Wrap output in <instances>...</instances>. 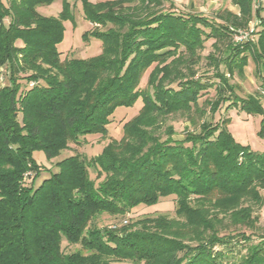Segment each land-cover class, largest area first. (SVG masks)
<instances>
[{"label":"trees","instance_id":"1","mask_svg":"<svg viewBox=\"0 0 264 264\" xmlns=\"http://www.w3.org/2000/svg\"><path fill=\"white\" fill-rule=\"evenodd\" d=\"M52 1L0 0V264H264V237L238 259L227 256L256 228L264 152L231 136L229 116L203 118L199 103L213 88L214 98L203 100L210 114L225 103L226 111L264 114L259 96L238 95L231 81L250 60L264 96V2L231 0L236 11L207 17L178 12L169 0V8L167 0H72L90 23L112 25L82 34L100 40L101 52L76 59L58 46L63 20L73 18L69 0L57 16L37 11ZM253 17L259 23L251 35L235 41ZM208 40L212 76L201 78L195 66ZM138 98L142 105L119 139L97 156L56 160L36 182L34 151L51 159L83 138L104 136L114 110ZM177 113L195 126L180 139L172 126L159 128ZM170 195L177 230L164 213L114 228L91 225L97 214L122 215ZM63 243L78 248L64 251Z\"/></svg>","mask_w":264,"mask_h":264},{"label":"rangeland","instance_id":"2","mask_svg":"<svg viewBox=\"0 0 264 264\" xmlns=\"http://www.w3.org/2000/svg\"><path fill=\"white\" fill-rule=\"evenodd\" d=\"M92 2L96 1H105V0H90ZM174 4L178 12L183 13H198L206 15L207 17H214L216 12L223 9H230L236 11V7L232 4L231 0H169ZM257 1V0H256ZM259 3L264 2V0H258ZM164 7L169 8L168 0L164 4ZM65 8L62 0H54L49 4L40 5L37 7L39 14L44 16H57ZM66 9L72 14V19L66 18L63 20V38L62 41L58 44L60 50H64L67 58H76V59H88L94 56H97L101 52V42L97 38L89 35L88 38H83L82 34L86 31L91 30L93 27L99 31H106V29L112 27L111 23L106 22L105 25L100 23H90L83 17L81 10V4L79 1L73 2L69 0ZM174 10V7L170 8ZM257 17H253L249 26L255 27L258 24ZM239 35V34H238ZM236 36L235 41L238 40ZM212 40L205 42L204 49L200 51L201 59L199 63L195 66L197 71V76L205 78L212 76V67L209 65L208 60L204 57L212 50L211 47ZM254 64L249 60L247 66H245L244 74H234L231 78V81L235 84L237 88V94L240 96H259V100L264 103V96L260 95L259 84L260 80L256 77L254 71ZM146 75L143 77L140 84L141 87L145 84ZM4 83V76L0 74V84ZM214 98V89L209 88L206 92L202 94L199 99V103L203 104L202 109L205 112L203 118L216 121L220 116L226 117L229 116L230 120L227 124V131L231 136L240 144L248 146L253 151L264 152V128L261 126V119L263 115L258 113L251 114L247 113L244 110L239 109H229L225 110L226 103L222 105L217 112L213 115L208 111V105L203 102L205 99ZM203 102V103H202ZM142 101L140 98L136 100L133 106L117 107L113 114L110 117V122L107 125V133L104 136L95 135L88 138L81 139V144L74 145L70 144L68 149L63 150L57 157L48 159L45 157L44 153L41 150H36L33 152V157L36 160L38 165V170L40 174L38 175L36 182L41 181L42 178L48 176L49 172L55 170V161L69 156L70 154L80 153L87 158L97 156L101 148L106 145L110 139H119L122 135V124L131 118L137 110L141 107ZM198 116L195 118L197 120ZM162 131H164L165 126H172L175 130V135L173 133L172 137L180 139L183 136L186 128L189 130H195V126L191 125L187 118L182 114H168L166 117L160 121ZM163 123V124H162ZM165 133V132H164ZM164 133L162 137L165 136ZM91 177H94V172L92 168H89ZM34 176L33 170H28L25 173V177L32 178ZM262 195L261 204L252 205L253 215L257 216L256 228L253 231L246 230L250 233L249 241H239L235 245H232L231 251L227 252V256L231 260L238 259L239 256L245 253V248L248 244L252 242H257L260 240V237H264V189L260 190ZM174 200L175 197L170 195L169 197H162L159 199L158 203L152 206L139 205L137 208L132 209L131 211L122 214L109 216L105 213L97 214L91 221V225L103 226V225H118L124 224L126 220L127 224L135 222L137 219L145 215H156L159 213H164L168 216L169 219H173L174 228L177 230L179 227L182 228L181 221L175 220L174 218ZM251 199H248V201ZM249 202H252L249 201ZM249 204V203H248ZM117 226V227H118ZM190 227L185 228V230H190ZM231 230L234 227L230 228ZM237 230H242L240 227H236ZM64 251H73L78 248L76 245H67L66 243L62 244ZM230 248V247H228ZM228 248L224 249L227 250Z\"/></svg>","mask_w":264,"mask_h":264},{"label":"built area","instance_id":"3","mask_svg":"<svg viewBox=\"0 0 264 264\" xmlns=\"http://www.w3.org/2000/svg\"><path fill=\"white\" fill-rule=\"evenodd\" d=\"M253 29H254V27H248V29H246V30H243V31H240L237 35L238 36H241L240 38L238 37V40H242V39H245V38H247V36H250L251 35V33L253 32ZM236 35V36H237ZM235 36V37H236ZM30 84H32V83H30ZM124 222H126V220H124ZM111 227H115V224L114 225H111Z\"/></svg>","mask_w":264,"mask_h":264}]
</instances>
